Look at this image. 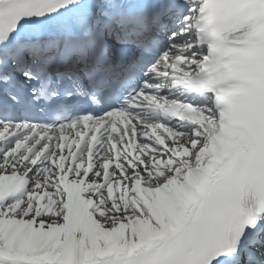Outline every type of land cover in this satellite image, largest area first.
<instances>
[{
  "label": "snow or ice",
  "instance_id": "1",
  "mask_svg": "<svg viewBox=\"0 0 264 264\" xmlns=\"http://www.w3.org/2000/svg\"><path fill=\"white\" fill-rule=\"evenodd\" d=\"M0 264H264V0H0Z\"/></svg>",
  "mask_w": 264,
  "mask_h": 264
}]
</instances>
